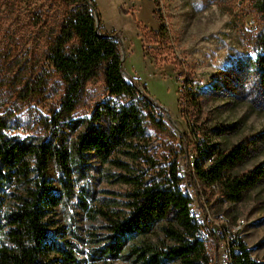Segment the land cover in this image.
<instances>
[{"label":"trees","instance_id":"1","mask_svg":"<svg viewBox=\"0 0 264 264\" xmlns=\"http://www.w3.org/2000/svg\"><path fill=\"white\" fill-rule=\"evenodd\" d=\"M64 7L65 14L49 36L44 52L50 78L60 88L47 136L10 135L6 116L0 114V264H85L69 241L51 234L47 215L76 195V188L93 195L91 179L97 174L124 188L106 190L112 195L99 199L104 235L96 240L91 253L96 261L123 256L141 264H160L166 259L175 264H208L203 241L193 237L197 225L188 213L190 197L182 193L178 165L185 171L186 182L217 183L220 195L229 201L240 199L264 175V167L232 174V168L250 150L246 142L227 150L207 147L198 153L201 141L189 122V131L182 137L194 135L193 164H189L186 146L181 144L185 152L182 162L175 154L164 173L159 172L150 153L149 129L170 135L159 104L136 77L125 76L119 42L115 34L100 28L94 0H65ZM159 21L158 30L162 31L164 26ZM137 27L158 34L142 24ZM246 68L254 79L250 84L256 87L254 94L264 96V44ZM95 77L102 82L103 96L89 114L74 115ZM180 78L177 103L181 111L187 89L198 96L201 85L183 71L175 80ZM235 127L230 123L218 130ZM208 157L211 161L205 164ZM52 166L58 170V190L51 185ZM160 220L161 236L156 241L128 243L130 236L149 232ZM236 245L238 250L232 254L236 264H260L248 257L239 239Z\"/></svg>","mask_w":264,"mask_h":264},{"label":"rangeland","instance_id":"2","mask_svg":"<svg viewBox=\"0 0 264 264\" xmlns=\"http://www.w3.org/2000/svg\"><path fill=\"white\" fill-rule=\"evenodd\" d=\"M151 1V15L145 11L143 18L136 21L133 16L118 17L121 0H94L100 28L115 34L119 42L125 76H134L139 85H145L159 104L170 131V135H160L149 129L150 153L156 168L164 173L175 154L182 162L185 152L187 157L196 153L194 135L182 137L189 131V122L197 131L196 139L201 141L198 153L207 147L227 150L246 142L250 150L232 168V174L248 172L258 165L264 167V96L254 94L256 87L250 86L254 79L246 68L264 44L263 0ZM64 4L65 0H0V114L6 116V132L10 135L47 136L60 88L50 78L44 52L49 36L65 14ZM158 18L164 26L162 31L158 30ZM137 24L158 34L146 32ZM180 71L201 85L198 96L187 89L181 111L177 97L182 78L175 80ZM102 96V82L95 77L88 83L74 115L89 114ZM230 123L235 124L234 130H218L220 125ZM181 144L186 146L185 152ZM51 179L52 187L58 190V170L53 166ZM183 185L213 212L222 210L228 225L242 219L239 244L244 245L251 260L264 264V175L233 201L220 195L218 185L210 187L186 180ZM91 186L93 195L76 188L77 194L56 206L47 218L53 236L69 241L85 264H98L103 261H96L91 253L96 240L104 235L99 199L112 195L106 190L121 191L124 186L110 184L100 174L92 177ZM81 199L84 203L79 202ZM162 223L160 220L149 232L130 236L128 243L156 241L161 236L158 226ZM103 264L141 263L119 256L107 258ZM160 264L175 261L166 259Z\"/></svg>","mask_w":264,"mask_h":264},{"label":"built area","instance_id":"3","mask_svg":"<svg viewBox=\"0 0 264 264\" xmlns=\"http://www.w3.org/2000/svg\"><path fill=\"white\" fill-rule=\"evenodd\" d=\"M196 153L188 157L189 164L192 165ZM205 159V164L211 160ZM177 175L182 180V193L190 197L188 204V213L191 219L197 225L193 231V237L203 241V246L208 254V264H236L233 260V252L237 251L236 241L239 239V233L242 228L243 220L237 218L235 224L228 225L226 216L222 210L213 212L205 202H199L184 187L185 171L181 165H178ZM217 183H210V187H215Z\"/></svg>","mask_w":264,"mask_h":264},{"label":"crops","instance_id":"4","mask_svg":"<svg viewBox=\"0 0 264 264\" xmlns=\"http://www.w3.org/2000/svg\"><path fill=\"white\" fill-rule=\"evenodd\" d=\"M124 1H126V3H124ZM148 10L151 15V0H121L117 15L118 17L125 19H128L129 16H133V19L135 18L136 21H140V19L143 18L145 11Z\"/></svg>","mask_w":264,"mask_h":264}]
</instances>
